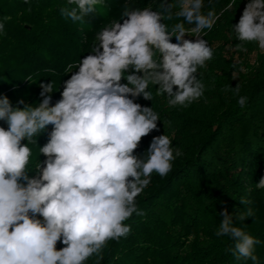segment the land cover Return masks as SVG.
Listing matches in <instances>:
<instances>
[{
	"label": "clouds",
	"instance_id": "9594fccd",
	"mask_svg": "<svg viewBox=\"0 0 264 264\" xmlns=\"http://www.w3.org/2000/svg\"><path fill=\"white\" fill-rule=\"evenodd\" d=\"M68 3L75 7L61 8V15L75 23L102 0ZM203 9L204 0H163L160 10L125 6L120 19L96 34L90 54L68 66L66 73L73 74L54 105L52 82L40 84L39 103L20 100L13 107L6 96L0 98V120L7 125L0 126V264H88L109 241L130 232L125 221L140 214L136 198L152 174L167 176L182 155L167 134L153 137L142 156L135 154L160 118L134 100H151L150 85L166 94L170 107H187L202 97L198 69L214 51L201 37L219 18L214 8ZM231 28L238 50L255 43L264 51V0H249ZM246 99H238L241 107ZM45 132L47 142L34 153L32 145ZM41 155L46 159L40 161ZM256 186L264 188V177ZM221 215L216 235L234 242L230 251L237 260L256 264L259 241L234 223L252 217V209L234 216L225 209ZM58 241L65 247L57 250Z\"/></svg>",
	"mask_w": 264,
	"mask_h": 264
},
{
	"label": "trees",
	"instance_id": "16d2710c",
	"mask_svg": "<svg viewBox=\"0 0 264 264\" xmlns=\"http://www.w3.org/2000/svg\"><path fill=\"white\" fill-rule=\"evenodd\" d=\"M162 2L102 0L93 13L74 23L60 12L63 7H75L68 0H0L4 26L0 31V98L6 96L13 107L20 100L39 103L40 84L52 82L57 90L51 93L54 105L61 98L63 82L73 74L66 69L90 54L100 29L120 19L125 6L150 5L160 10ZM248 2L204 0L203 11L214 8L220 16L203 37L214 56L198 69L197 78L205 86L199 100L187 107H170L166 94L158 95L152 85L148 89L151 100L135 98L134 102L152 107L160 118L157 128L142 137L135 154L142 156L153 137L167 134L182 155L175 158L167 176L152 174L136 198L140 214L125 221L130 232L109 241L88 264H253L237 260L230 251L234 242L216 235L225 209L234 216L249 208L254 215L240 222L234 219V223L259 241L256 264H264V188L256 186L264 177V51L258 50L257 67L245 76L244 51L235 47L239 41L231 28ZM229 3L231 9L226 8ZM171 42H177L175 37ZM254 46L245 45L247 51ZM240 97L247 98L244 107L238 103ZM0 126L7 128L2 120ZM47 139L45 132L32 145L33 152ZM241 199L248 203L241 204ZM63 247L58 241L57 250Z\"/></svg>",
	"mask_w": 264,
	"mask_h": 264
},
{
	"label": "rangeland",
	"instance_id": "374dc122",
	"mask_svg": "<svg viewBox=\"0 0 264 264\" xmlns=\"http://www.w3.org/2000/svg\"><path fill=\"white\" fill-rule=\"evenodd\" d=\"M218 16H220V13H218ZM206 32V30H205ZM203 38V37H201ZM196 37H192V40L195 41ZM258 46H254L253 51H244V62L242 65V72L245 76H248L251 71H253L257 67L256 59H257V53H258Z\"/></svg>",
	"mask_w": 264,
	"mask_h": 264
}]
</instances>
